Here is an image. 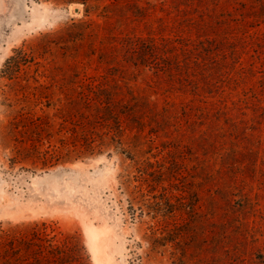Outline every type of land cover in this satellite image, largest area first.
Listing matches in <instances>:
<instances>
[{
  "label": "rangeland",
  "instance_id": "rangeland-1",
  "mask_svg": "<svg viewBox=\"0 0 264 264\" xmlns=\"http://www.w3.org/2000/svg\"><path fill=\"white\" fill-rule=\"evenodd\" d=\"M1 230L0 264H264V0H0Z\"/></svg>",
  "mask_w": 264,
  "mask_h": 264
},
{
  "label": "bare ground",
  "instance_id": "bare-ground-1",
  "mask_svg": "<svg viewBox=\"0 0 264 264\" xmlns=\"http://www.w3.org/2000/svg\"><path fill=\"white\" fill-rule=\"evenodd\" d=\"M86 233L89 237L90 244L92 251L94 253V256L97 260L100 258V247H99V237H100V230L93 224H87L86 225ZM101 246V245H100Z\"/></svg>",
  "mask_w": 264,
  "mask_h": 264
},
{
  "label": "trees",
  "instance_id": "trees-1",
  "mask_svg": "<svg viewBox=\"0 0 264 264\" xmlns=\"http://www.w3.org/2000/svg\"><path fill=\"white\" fill-rule=\"evenodd\" d=\"M19 52L20 53H23V55L25 54V50L24 49H19ZM22 55V56H23ZM25 59V58H24ZM13 60V61H12ZM11 62V63H10ZM6 65H7V69H6V71H7V73L10 75V77H14V74L16 73V71L19 69V67H20V64H21V60L20 59H15V57L14 56H12V57H10L7 61H6V63H5ZM34 228H32V230H33ZM9 233L7 232V231H5V230H1V232H0V239L2 238V237H4L5 235H8ZM0 243H1V241H0ZM10 246H11V244H10ZM6 251H9V248L6 250ZM6 261H8V258L6 259Z\"/></svg>",
  "mask_w": 264,
  "mask_h": 264
}]
</instances>
